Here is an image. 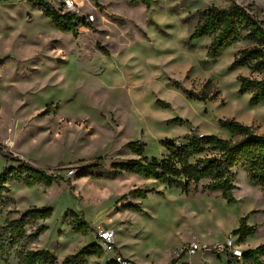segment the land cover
I'll list each match as a JSON object with an SVG mask.
<instances>
[{
  "label": "rangeland",
  "instance_id": "1",
  "mask_svg": "<svg viewBox=\"0 0 264 264\" xmlns=\"http://www.w3.org/2000/svg\"><path fill=\"white\" fill-rule=\"evenodd\" d=\"M60 1L0 0V144L58 175L49 187L8 181L0 198V225L18 213L14 199L26 210L28 203L50 207L47 229L29 247L50 252L55 264L82 247L81 242L70 244L83 233L72 229L74 218H83L91 228L83 233V246L98 245V225L115 232L116 249L107 253L98 245L101 253L86 256L84 264H116V252L131 264H227L226 253L203 247L227 234L237 239L234 230L242 217L253 227L241 240L242 248L264 243V193L242 165L224 173L233 186L234 202L220 190L207 189L214 175L190 181L187 194L168 185L170 189H160L163 193L154 184L138 187L152 190L125 197L135 196L140 210H123L113 198L97 205L91 201L92 185L84 183L114 178L106 174L113 164L128 159L129 141L143 142L144 156L160 158L166 140L191 131L240 140L242 135L231 133L219 119L248 122L250 111L264 117V109L250 103L249 92L239 93L237 80L240 75L264 78L261 36L240 24L234 40L215 56L207 54L214 34L191 37L199 10L225 7L229 0H152L149 6L132 0H74L81 15L94 13V21L62 32L40 8L41 2L55 7ZM234 1L264 28V0ZM253 46L261 52L248 65L232 64L240 50ZM254 131L264 135V124H256ZM212 153L218 154L217 149L203 146L188 161ZM175 162L180 168L178 158ZM17 165L0 154V173ZM70 168L76 170L69 175ZM79 175L84 182L74 185ZM178 178L186 182L185 176ZM108 183L113 191V182ZM116 206L122 210L115 212ZM194 237L201 249L177 258L176 252ZM259 260L247 259L245 264H264V254ZM0 264L19 263L12 255L0 256Z\"/></svg>",
  "mask_w": 264,
  "mask_h": 264
},
{
  "label": "trees",
  "instance_id": "2",
  "mask_svg": "<svg viewBox=\"0 0 264 264\" xmlns=\"http://www.w3.org/2000/svg\"><path fill=\"white\" fill-rule=\"evenodd\" d=\"M132 1L149 6L152 0ZM40 8L51 19L55 28L62 32H75L79 24H89L85 22L83 17L71 12L62 13L47 2H41ZM198 12L200 18L191 33V37L200 38L214 34L207 47L209 56H215L220 49L229 46L234 40L240 24H244L247 29L249 28L250 34L260 35L264 40V28L261 22L257 21L252 14L234 0H229V4L225 7L211 6ZM100 48L107 54L106 50L102 47ZM257 52H261L260 49L254 46L251 48L246 47L236 54L237 56L232 64L234 66L248 65V61ZM237 80L239 81V93L249 92L251 104L264 102V78L257 79L240 75ZM199 98L203 99L202 97ZM219 123L231 133L241 134L242 138L231 142L214 134L202 135L201 137L195 134L185 135L183 137L185 142L181 147H176L171 144L170 140H166L167 153L162 158H147L142 155L143 142L129 141L127 147L140 157L113 164L112 170L106 174V177H116L123 172L136 173L164 182L169 187L180 188L187 194L190 181L197 183L202 178L214 175V181L206 186L207 189L212 191L220 190L228 202H234L235 198L231 192L233 186L224 173L228 167L242 165L249 173L251 179L261 185L264 193V135L256 134L248 125L234 118L219 119ZM203 146L217 149L218 154H208L195 163H190L188 159L192 153L200 152ZM0 154L6 160L18 163L17 166L5 168L0 173V198L2 193L7 190L6 183L10 180L27 185L38 184L49 187L58 177L57 174H49L42 168L19 158L8 151L2 144H0ZM175 158H178L180 168L176 166ZM180 175L186 177V182L178 178ZM82 176L79 175L78 178ZM149 190L134 188L130 190L129 194L145 196V193ZM129 206L140 210V207L136 204H129ZM51 212L50 207H34L20 213L16 217L5 219L0 225V256L3 259H8L13 255L19 264H55L56 258L50 252L29 247L47 229L45 224H40L38 221L49 217ZM70 224L73 230L83 233H87L91 229L89 223L83 218H74ZM27 226H32L33 229L27 231ZM252 231L253 227L247 226L245 218L242 217L234 233L240 235L239 240L241 241L244 237L251 234ZM99 253H101V248L97 244H87L79 248L74 254L66 256L62 260V264H84L86 256ZM262 254H264V243L255 248L244 249L243 262L241 264H245L247 259L260 263L259 259Z\"/></svg>",
  "mask_w": 264,
  "mask_h": 264
},
{
  "label": "crops",
  "instance_id": "3",
  "mask_svg": "<svg viewBox=\"0 0 264 264\" xmlns=\"http://www.w3.org/2000/svg\"><path fill=\"white\" fill-rule=\"evenodd\" d=\"M151 2H150V4H151ZM254 107H258V108L262 107L264 109V102L256 104ZM239 120L243 121V123H246V124L248 123V126L251 128V130L253 132H255L254 131V126L256 124L257 125L264 124L263 114H258L257 112H254V111L248 112V122L246 120H243L242 118L239 119ZM165 152L167 153V151H165ZM16 155L17 156H21L22 158H24V156L22 154L18 153ZM142 155H143V153H142ZM164 156H162V157H164ZM138 157H140V156L138 154H136L135 152H133V151H131V153L128 155V159L138 158ZM162 157H160V158H162ZM147 158H151V157H147ZM83 180H84L83 177L76 179L74 181V185H76L79 182H84ZM108 181L113 182V185H114L113 186V191L110 190L107 187V185L109 184ZM84 183L85 184H91L93 186V187L91 186V188L93 189V193H92V196H91V201H94V203H96L97 205H100L103 201H105L107 199H110V198H113V200L116 201V204L120 205L122 207V209L123 208H127V209L130 208L131 209L132 207H129V204H136L137 206H139L141 208V206H140L141 203L137 202V199H136L135 196L134 197H128L127 196V198L123 197L128 192H130V190H132L134 188L145 187V186L147 187L149 184H154V185L157 186V187H155V189L153 188L156 192L157 191L158 192H162V191H160V189H163L165 191L170 189L167 186V184L164 183V182H161L159 180L153 179L151 177H144V176H141L139 174L131 173V172H123L121 176L114 177V178H105V179H102V180L99 179L98 181H96L94 183H91V180L90 181H85ZM126 184H128V185H126ZM105 186H106L107 190L104 189ZM8 188L11 189L12 187L9 186ZM11 195H12L11 196L12 199H14L13 198V191H12ZM14 200L16 201L15 204H14L16 206L15 209H16V211L18 213H14L13 217H16L20 213L24 212V210H26V208L25 209L24 208H20L19 205L17 204V200L16 199H14ZM42 205H44V202L40 203V207ZM26 206H27L28 209H30V208H33L32 206H35V205H31L30 203H28V205H26ZM122 209H120L119 206H116L115 212H119ZM44 220L45 219H40L39 223L40 224H44V222H45ZM106 221H107L106 223L110 224V219H108ZM109 224H107L106 226H109ZM80 236L81 237H79L78 241L72 242L70 244L76 245V244H81L82 243L81 246H83L84 245V240H85V235L83 233H81ZM62 259H64V257Z\"/></svg>",
  "mask_w": 264,
  "mask_h": 264
},
{
  "label": "built area",
  "instance_id": "4",
  "mask_svg": "<svg viewBox=\"0 0 264 264\" xmlns=\"http://www.w3.org/2000/svg\"><path fill=\"white\" fill-rule=\"evenodd\" d=\"M56 9L60 10L62 13L71 12L77 16L83 17L85 22L91 23L94 21L95 15L94 13H87L86 15H81L79 7L75 3L74 0H62L55 6ZM197 135L201 137L202 134L194 133L191 131L187 135ZM171 144L175 145L176 147H181L185 139L183 137H177L170 139ZM76 169L70 168L67 170V174H72ZM52 174L56 175L55 172H51ZM59 174V173H58ZM95 237L97 240L98 245L107 253L116 249L115 247V232L113 229L100 226L98 225L95 230ZM201 247L196 240L193 238L190 242L184 244L180 250L176 252V257L180 258L182 255L192 256L196 253V251L200 250ZM204 250H209L212 252L217 253L220 255L221 253L227 254V264H241L243 262V248L241 245V241L239 237L235 239L233 234H227L224 237L223 241L217 242L212 246H205L203 247ZM116 264H131V261L124 258L119 252H116L113 259ZM182 264H189V263H182Z\"/></svg>",
  "mask_w": 264,
  "mask_h": 264
}]
</instances>
